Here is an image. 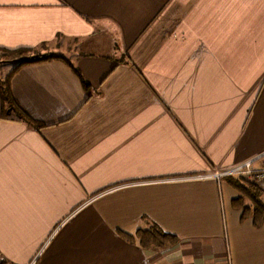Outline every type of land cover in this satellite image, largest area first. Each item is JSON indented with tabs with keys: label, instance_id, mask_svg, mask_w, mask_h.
Segmentation results:
<instances>
[{
	"label": "crops",
	"instance_id": "1",
	"mask_svg": "<svg viewBox=\"0 0 264 264\" xmlns=\"http://www.w3.org/2000/svg\"><path fill=\"white\" fill-rule=\"evenodd\" d=\"M43 43L88 90L12 74L46 125L0 100V264H264V218L208 177L264 153V0H0V47ZM151 225L177 241L121 234Z\"/></svg>",
	"mask_w": 264,
	"mask_h": 264
},
{
	"label": "trees",
	"instance_id": "2",
	"mask_svg": "<svg viewBox=\"0 0 264 264\" xmlns=\"http://www.w3.org/2000/svg\"><path fill=\"white\" fill-rule=\"evenodd\" d=\"M47 44L43 43L38 47H17L13 49L0 47L1 58H3L4 62H10L9 60H13L11 71L1 78L0 82V100L4 108L11 104V107L16 109L17 102L13 98L10 91V79L12 74L19 69L20 67L28 64H35L39 62L50 61L53 59H60L64 63H66L74 72V74L79 78L81 85L84 90H88V84L83 79L79 69L66 57L54 54L47 49ZM2 63V62H1ZM19 115L27 121L30 125L35 126L37 128L42 127L46 124H41L32 119L28 114H26L19 107ZM223 179L235 189L242 192V195L250 198L252 201V212L253 216H255L256 220L261 221L264 218V200L263 193L264 189L262 185L254 183L248 180L245 176L242 177H233L228 176ZM264 185V184H263ZM242 196H239V199ZM264 220V219H263ZM257 224V223H256ZM124 237L130 240H138L139 244L144 248L149 247H157V248H165L170 245H173L177 241V237L173 234L162 231L158 226L151 225L148 228H139L135 231L134 235L121 233Z\"/></svg>",
	"mask_w": 264,
	"mask_h": 264
},
{
	"label": "built area",
	"instance_id": "3",
	"mask_svg": "<svg viewBox=\"0 0 264 264\" xmlns=\"http://www.w3.org/2000/svg\"><path fill=\"white\" fill-rule=\"evenodd\" d=\"M209 176L218 181L228 176H233V177L245 176L248 180L263 185L264 184V153L248 162L237 165L233 168H229L223 171L213 170V172L209 174L208 177ZM1 259L2 258L0 255V261Z\"/></svg>",
	"mask_w": 264,
	"mask_h": 264
},
{
	"label": "rangeland",
	"instance_id": "4",
	"mask_svg": "<svg viewBox=\"0 0 264 264\" xmlns=\"http://www.w3.org/2000/svg\"><path fill=\"white\" fill-rule=\"evenodd\" d=\"M9 61L10 62H4L3 58H1V53H0V77L6 70H8L11 67L10 65L12 64L13 60H9ZM0 82H1V78H0ZM222 182H223V184H228V182L226 180H222ZM262 186H264V185H262ZM233 193H234L235 197L230 202H228L226 204L227 205L226 207L228 209L236 210L239 213H241V210L244 208V206H240L241 205L240 200H242V198L239 199V196L241 195L243 197L244 195H242V192L238 191L235 188L233 189ZM243 200H245V202L250 205V203H249V202H251L250 198L247 197V199H243ZM263 200H264V197H263Z\"/></svg>",
	"mask_w": 264,
	"mask_h": 264
}]
</instances>
